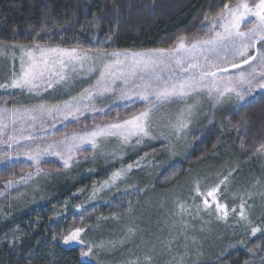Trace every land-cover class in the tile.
<instances>
[{
  "label": "rangeland",
  "instance_id": "374dc122",
  "mask_svg": "<svg viewBox=\"0 0 264 264\" xmlns=\"http://www.w3.org/2000/svg\"><path fill=\"white\" fill-rule=\"evenodd\" d=\"M243 2L254 6L257 0ZM239 3L241 1L230 7L234 8ZM254 23L255 18L248 17L239 30L246 32ZM208 27L205 36L185 40V49L171 54L166 52L163 57L154 52L156 49L116 52L127 53L128 58L121 55L119 59L123 63L113 67L112 72L117 76L122 72L127 76V82L124 76L116 78L114 83L108 85V92H103L97 82L101 80L104 66L115 64L117 57L108 55L97 58L96 53L77 49L79 53H88L91 58L68 63L63 70L58 68L64 79L53 77L51 88L47 87V78L37 82L38 91L0 88V94L12 96L8 103L0 104V108L6 109L0 111V128L3 129V134H0V161H5V154L12 157L0 163V168L19 162L32 166L28 173L15 179L11 186L6 184L0 191V216L4 211L18 216L26 214L31 208L43 204L48 189L66 184L75 186L88 182V192L85 189L79 191L78 197L83 204H78L76 211L123 198L129 205L127 210L120 214L100 215L94 219L93 225L83 228L81 242L66 245L63 238V248L81 247L87 251L91 247L89 257H81L82 262L89 264H196V257L210 258L215 247L228 239L241 236L243 230L264 222V195H249L242 191L241 185L246 178L239 166H229L231 156L226 151L221 150L210 161L188 172L182 182L170 188L156 186L155 180L160 172L184 157L194 133L210 123H221L225 114L238 106L235 91L220 96L217 89H246V84H229L228 78L232 77L235 81L241 72L247 74L253 67H256L257 73L260 71L258 61L250 67L243 63L247 57L237 56L234 59L231 54L226 55L223 51L217 54L211 50L212 45H197L191 51L193 42L211 38L213 31L210 23ZM214 31L223 29L218 24ZM23 45L24 51L19 45L0 44V84H10L13 74H20L21 57L27 66L25 52L32 45ZM40 46L63 49L51 45ZM258 50L264 51V45L258 43L256 48L249 49V55H258ZM134 54L145 57L151 54L157 62L147 69L137 67L135 76H129L128 73L133 70ZM232 63L240 67L232 68ZM191 65L200 67L194 68ZM218 68H227L228 71H218ZM201 70L215 72L216 77L206 76L201 79ZM188 78H195L200 83L186 96L177 95L160 102L154 97L147 101L135 95L131 99L122 97V90H132L136 85L148 81L163 86L165 82L172 84ZM259 91L257 89L253 93ZM73 98L80 104L78 113L73 110L75 118L66 112H47V109L62 108ZM133 103H148L144 111L152 108L144 122L147 135L138 133L128 137L127 131L114 129V135L95 137V147L88 142L79 144L78 140L76 143L79 146L72 147L74 136L81 137L109 124L125 121H92L90 118ZM41 105L45 109L43 112L40 110ZM101 109L103 111H99ZM33 116L35 119H32ZM65 116L68 118L65 119ZM86 119L91 120L90 124L81 126ZM69 124L75 126L72 132L65 137L54 135L57 130ZM10 136H15V141H9ZM49 145L60 151L64 159L54 153L41 155L36 160L28 159V154L43 153ZM69 148H72L70 153ZM47 159L57 160L62 166L67 159L69 166H64L65 170L59 176L45 175L39 171L38 163ZM257 168L262 169L260 164ZM117 173L119 175L113 179ZM214 188L217 191L214 198L208 197L209 206L206 207L204 199ZM216 202L226 207L227 216L217 211ZM241 205L244 208V219L240 216ZM56 206L60 207L58 211L62 214L70 202L56 203Z\"/></svg>",
  "mask_w": 264,
  "mask_h": 264
},
{
  "label": "trees",
  "instance_id": "16d2710c",
  "mask_svg": "<svg viewBox=\"0 0 264 264\" xmlns=\"http://www.w3.org/2000/svg\"><path fill=\"white\" fill-rule=\"evenodd\" d=\"M239 1L0 0V44L51 45L92 53L169 49L175 47L179 37L189 41L205 36L209 31L208 26L203 27L205 17L211 21L225 4L231 6ZM11 98L0 94V104L8 103ZM148 105L133 103L90 119H132ZM91 120L86 119L80 125H89ZM74 127L66 125L54 135L65 137ZM262 145L264 90L248 96L245 105L239 110L238 106L230 110L221 123H210L194 133L184 157L160 172L156 186L170 188L182 182L188 172L204 165L222 150L231 156L229 166H239L243 171L246 181L241 185L242 191L263 196ZM259 164L261 170L257 168ZM31 168L23 162L2 166L0 191L9 180L24 176ZM38 169L51 176H59L65 170L54 159L39 161ZM87 183L48 189L47 200L26 214L18 216L4 211L0 216V264H89L81 261L83 248L62 247L64 236L75 228L93 225L100 215L124 213L129 205L123 198H115L103 205L76 211L82 203L79 191H87ZM65 202H70V206L60 214L56 203ZM254 227L261 231L253 235L251 227L243 230L241 236L215 247L210 258L196 257V264H264V222Z\"/></svg>",
  "mask_w": 264,
  "mask_h": 264
},
{
  "label": "snow or ice",
  "instance_id": "6c2138e0",
  "mask_svg": "<svg viewBox=\"0 0 264 264\" xmlns=\"http://www.w3.org/2000/svg\"><path fill=\"white\" fill-rule=\"evenodd\" d=\"M248 17H254L255 23L253 27L249 28L248 31H240L241 24L246 21ZM206 23L203 27L211 24V30L213 31V35L209 39L197 40L192 43L191 51H194L197 45H212V51L218 54L219 51H223L226 55L231 54L235 59L237 56L239 57H247L243 60L244 64H248L250 67L252 64H256L258 61V67L260 68L259 73L256 71V67L252 68L251 72L245 74L241 72L238 77L233 81L232 77L228 78L229 84L235 82L239 84H246V89H234L233 87H226L223 91H219V95L223 96L225 92H233L235 91L238 110L243 107L247 102V97L253 93L254 90H264V51L258 50V55H249V49H254L257 47V44L260 43L264 45V0H257L254 6H250L248 3L243 2L237 4L236 7H230L228 4L224 5V9L221 13L217 14L216 18L208 21V17H205ZM227 21L226 23H223ZM219 26L223 29V31H214L216 26ZM43 31V29H42ZM22 51H24L25 46L19 45ZM181 49H185V38L179 37L178 41L173 48L169 49H156L155 53H158L160 57L167 52L171 54L173 52H179ZM38 53L39 55H36ZM27 56V66H25L24 58L21 57V72L19 75L13 74V78L10 84H0V88H11V89H27L29 92L38 91V81H45L47 78V87L51 88L53 86V77L59 76L60 80L64 79V76L60 75L59 70H63L67 67L68 63L73 61H83L85 58H91L88 53H79L76 49L67 50V49H57V48H45L40 46L39 44H34L25 52ZM108 55H112L117 57L115 64H106L104 66V71L101 72V80L98 81V85H100L103 89V92L110 91L109 84L114 83L116 78H120V76H124L121 72L120 76H117L116 73L112 72L113 67L116 65H121L123 62L120 61L119 57L124 55L125 58H128L127 53H107L104 51H99L96 53L97 58H103ZM208 58L206 57V60ZM132 71L128 73L129 76H135V68H144L147 69L156 64L157 59L153 55H149L147 57L134 54L132 56ZM250 61L252 62L250 64ZM179 63V61H178ZM211 63V61H209ZM213 67H217V65L212 64ZM191 67L199 68V65H191ZM232 68H238L239 65L236 63H232ZM187 71V69H184ZM218 71L227 72V68H218ZM206 76L216 77L215 72H209L205 70H201V79ZM106 77H112L113 79L108 80ZM125 81L127 82V76H124ZM143 79V78H142ZM159 80V78H157ZM59 82V81H57ZM200 81L195 78H188L184 80H180L177 83L168 84L164 83L163 86H160L158 83H153L152 81H148L147 83L136 85V87L132 90L124 89L122 90V97L124 99H131L132 95H135L142 101L149 100L150 97H154L157 102L167 100L170 97L174 96H186L190 91L195 90L199 86ZM215 86V81H214ZM87 91V90H86ZM132 93L131 95L129 93ZM75 112L80 111V104L76 98H73L71 101H68L64 104V106L47 109L49 114L54 112H66L68 115L73 116L75 118L73 110ZM40 110L45 111L44 106H40ZM0 111H6V109L0 108ZM35 111V109L33 110ZM99 111H103L102 109ZM152 111V108L147 109L142 112L139 116L133 117L131 120H125L123 123H113L107 125L105 128L93 130L91 132L85 133L84 136L81 137H73L72 147H78L79 145L76 141H79V144H83L85 142L91 143L93 147H95L94 138L99 135H114L116 134L112 130L120 129L128 132V137L137 135L138 133H143L147 135L145 121L149 114ZM68 116H65L67 119ZM32 119H35L33 116ZM130 126V127H129ZM7 127V125H4ZM0 134H3V129L0 128ZM15 136L8 137L9 141H15ZM27 139H31V137H27ZM127 139V137H126ZM4 143H8V141H4ZM61 143H64L61 141ZM11 147V144H9ZM261 147H264L262 145ZM72 148H69V153ZM56 154L59 155L61 159H64L63 155H61L60 151H56L52 149V146L49 145L48 149H45L43 153L36 152L32 154H28L29 160H36L41 155L44 154ZM12 157L8 154H5V161L11 160ZM70 159V156H69ZM5 161H0L3 163ZM64 166H69V161L67 159L64 160ZM119 173L114 174L113 179L118 176ZM14 182L9 180L8 186H11ZM217 189L214 188L207 193V197L204 199V204L206 207L209 206L208 197H213L216 193ZM216 208L218 212H223L224 216H227V210L224 205L216 202ZM79 211V209H77ZM241 219L245 218L244 208L241 205L240 210ZM84 231L83 228H75L74 230H70L69 235L64 237V244L69 245L73 243H79L80 234ZM252 234L255 235L257 232H260L261 229L257 227L252 228ZM92 252V248L88 247L87 251L81 252L82 258H87Z\"/></svg>",
  "mask_w": 264,
  "mask_h": 264
},
{
  "label": "crops",
  "instance_id": "0c3cea01",
  "mask_svg": "<svg viewBox=\"0 0 264 264\" xmlns=\"http://www.w3.org/2000/svg\"><path fill=\"white\" fill-rule=\"evenodd\" d=\"M111 111V110H110ZM109 112V111H108ZM108 112H106V113H108ZM105 114V113H104ZM100 115H102V114H100Z\"/></svg>",
  "mask_w": 264,
  "mask_h": 264
},
{
  "label": "water",
  "instance_id": "95a60500",
  "mask_svg": "<svg viewBox=\"0 0 264 264\" xmlns=\"http://www.w3.org/2000/svg\"><path fill=\"white\" fill-rule=\"evenodd\" d=\"M251 62V61H250ZM244 65V64H243ZM240 67V66H239Z\"/></svg>",
  "mask_w": 264,
  "mask_h": 264
}]
</instances>
